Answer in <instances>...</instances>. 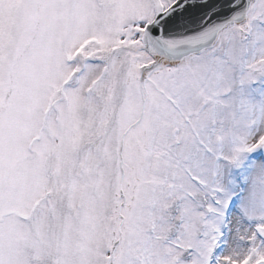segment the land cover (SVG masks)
Returning <instances> with one entry per match:
<instances>
[{"label":"snow or ice","instance_id":"1","mask_svg":"<svg viewBox=\"0 0 264 264\" xmlns=\"http://www.w3.org/2000/svg\"><path fill=\"white\" fill-rule=\"evenodd\" d=\"M0 264H264V0H0Z\"/></svg>","mask_w":264,"mask_h":264}]
</instances>
